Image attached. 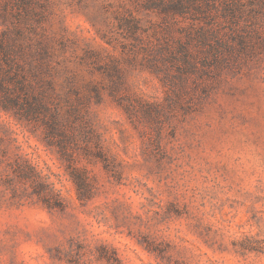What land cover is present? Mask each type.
Segmentation results:
<instances>
[{
  "label": "rangeland",
  "instance_id": "obj_1",
  "mask_svg": "<svg viewBox=\"0 0 264 264\" xmlns=\"http://www.w3.org/2000/svg\"><path fill=\"white\" fill-rule=\"evenodd\" d=\"M153 1L0 0V264H264V0Z\"/></svg>",
  "mask_w": 264,
  "mask_h": 264
},
{
  "label": "trees",
  "instance_id": "obj_2",
  "mask_svg": "<svg viewBox=\"0 0 264 264\" xmlns=\"http://www.w3.org/2000/svg\"><path fill=\"white\" fill-rule=\"evenodd\" d=\"M151 3H154L158 9H160L162 12H168L169 10H174L175 13H178L180 15H185L188 12V8L186 4L182 1L177 0L176 2H167V4L164 2V0H155ZM155 7V6H154ZM231 10L232 8L229 7ZM197 44L200 47H207V52H217L216 47H214L209 40L205 37L204 34H200L196 37ZM16 104H14L10 99L8 98H0V107L4 110H10L12 107H14ZM17 106V105H16Z\"/></svg>",
  "mask_w": 264,
  "mask_h": 264
}]
</instances>
